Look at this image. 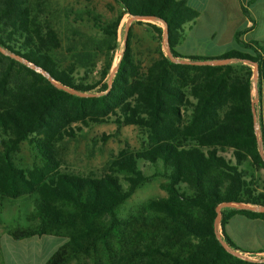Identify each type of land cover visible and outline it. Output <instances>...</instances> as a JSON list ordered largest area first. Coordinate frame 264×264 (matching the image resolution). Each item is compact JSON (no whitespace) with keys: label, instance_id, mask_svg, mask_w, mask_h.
Listing matches in <instances>:
<instances>
[{"label":"trees","instance_id":"1","mask_svg":"<svg viewBox=\"0 0 264 264\" xmlns=\"http://www.w3.org/2000/svg\"><path fill=\"white\" fill-rule=\"evenodd\" d=\"M110 1L119 8L114 19L89 15L86 23L98 38L89 41L90 49L78 45L63 64L55 57L59 40L44 0H0V205L20 198L31 205L29 225L6 230L8 237L61 239L43 264H264L241 261L221 245L264 253V244L248 245L230 229L235 216L245 231L252 227L248 222L264 225V213L226 206L216 212L229 204L264 208V189L254 176L264 171L254 131V115L260 128L262 113L264 37L242 40L255 25L256 0H237L244 21L233 32L232 49L210 56L176 51L184 26L197 17L187 0ZM123 16L162 27L136 22L152 45L146 59H136L140 46L134 47L129 28L107 84ZM163 36L174 61L227 63L173 62L161 50ZM77 68L84 72L79 79L73 77ZM107 124L114 132L102 142L134 127L143 136L140 147L124 144L98 178L60 173L56 146L83 128ZM23 143L37 161L28 169L14 161ZM260 145L264 155L262 135ZM145 166L150 176L143 174ZM149 178L161 179L164 196L121 218L120 207Z\"/></svg>","mask_w":264,"mask_h":264},{"label":"rangeland","instance_id":"2","mask_svg":"<svg viewBox=\"0 0 264 264\" xmlns=\"http://www.w3.org/2000/svg\"><path fill=\"white\" fill-rule=\"evenodd\" d=\"M46 4V16L51 19L53 28L59 40V49L55 57L67 64L71 59L74 50L79 46H86L90 49L89 41L97 39L98 35L86 23L89 15H96L102 21H111L119 11L117 5L110 0H44ZM187 4L193 11L197 12L194 25L187 29L184 26V39L176 47V51L183 56H210L217 52L231 48L232 31L242 22L236 0H187ZM255 25L249 34L242 36V40L251 38L263 39L264 37V0L257 1L251 10ZM81 18L82 22L75 21ZM153 23L148 20H137L123 16L116 30L117 47L112 55V64L107 77V84L110 83L116 64L121 56L123 41L129 28L134 36L133 45L140 46V50H134L136 59L149 57V50L152 45L149 36L145 33L144 27L136 22ZM189 24V23H188ZM162 27L161 25L157 24ZM248 26H250L248 24ZM213 34V35H212ZM264 41V40H263ZM132 45V47H133ZM161 50L168 57L164 36L161 40ZM139 53V54H138ZM84 76L83 69L77 68L73 74L75 79ZM95 79V72L88 76L87 83ZM256 73L253 72L251 81V104L253 110L257 108V95L254 82ZM254 131L257 138L258 152L264 161L259 141V130L257 116L254 115ZM114 132L111 124L83 128L74 139L63 140L56 146V159L58 171L70 175L101 177L107 169L108 163L116 153L127 144L131 150H137L143 140L139 130L134 127H124L116 138H108L101 141L102 136L109 137ZM15 164L20 168H30L36 161L32 150L25 144H21L14 156ZM143 174L150 176L152 170L145 166ZM258 179V185L264 189V171L254 174ZM161 179L149 178L133 195L120 207L119 216L128 218L132 216L137 208L145 201L154 198H161L164 192L160 189ZM258 213H264V208L248 207ZM31 211V205L27 198H20L15 201H4L0 205V264H43L46 259L59 247L61 239L41 237L14 241L8 238L6 230L14 227H26L29 225L27 215ZM261 211V212H260ZM250 229H243V219L235 216L230 221V229L242 233L248 245L256 246L264 244V225L260 222H248ZM216 236L220 240L219 228L216 227ZM247 236V237H246ZM256 237V238H255ZM47 238V239H46ZM257 239V241H256ZM224 245V244H223ZM224 247H226L224 245ZM259 258L264 259V255ZM69 264H90L86 259Z\"/></svg>","mask_w":264,"mask_h":264},{"label":"water","instance_id":"3","mask_svg":"<svg viewBox=\"0 0 264 264\" xmlns=\"http://www.w3.org/2000/svg\"><path fill=\"white\" fill-rule=\"evenodd\" d=\"M137 20H148V19L137 18ZM165 43H166V42H165ZM166 49H167V48H166ZM167 52H168V51H167ZM168 58H169L171 61L176 62V63H181V64H192V65H197V66H218V65H223V64H226V63H227V61H209V62H201V63H188V62H184V61H174V60L171 59L169 53H168ZM114 71H115V70H114ZM47 79H48V78H47ZM49 81H50V80H49ZM255 81H256V80H255ZM50 82H51V84H52L55 88H57V89H61V90L66 91V92H68V93H73V92H71V91H69V90H67V89H64L63 87L57 85L56 83H53L52 81H50ZM254 85H255V82H254ZM225 206H226V207H230V208H236V209H247V208L244 207V206H236V205L229 204V205H223V206L218 207V208L216 209V212H218L219 209H220L221 207H225ZM263 211H264V210H263ZM260 212H261V211H260ZM218 220H219V216L217 215V217H216V222H218ZM221 245L223 246V248H224L225 250L229 251L226 247H224L223 244H221Z\"/></svg>","mask_w":264,"mask_h":264},{"label":"built area","instance_id":"4","mask_svg":"<svg viewBox=\"0 0 264 264\" xmlns=\"http://www.w3.org/2000/svg\"><path fill=\"white\" fill-rule=\"evenodd\" d=\"M229 253L241 260V261H245V262H259L262 260V258H259L260 255H264V253H258V254H252V253H249V252H243V251H232V250H229Z\"/></svg>","mask_w":264,"mask_h":264},{"label":"crops","instance_id":"5","mask_svg":"<svg viewBox=\"0 0 264 264\" xmlns=\"http://www.w3.org/2000/svg\"><path fill=\"white\" fill-rule=\"evenodd\" d=\"M257 1H260V0H256ZM236 4H237V0H236ZM244 21V20H243ZM252 29H250L251 31ZM250 31H248L246 34H249ZM233 32L232 31V34L231 36L233 35ZM245 34V35H246ZM213 35V34H212ZM253 39H258V38H253ZM264 92V91H263ZM262 92V96H261V100H262V113L260 115V128H259V125H258V130H259V141H260V136L262 135L263 139H264V93ZM264 156V155H263ZM264 163V161H263ZM9 238V237H8ZM41 238V237H40ZM51 238V237H50ZM47 239V238H46ZM2 264V263H1Z\"/></svg>","mask_w":264,"mask_h":264}]
</instances>
